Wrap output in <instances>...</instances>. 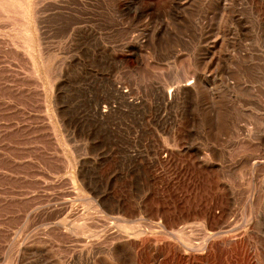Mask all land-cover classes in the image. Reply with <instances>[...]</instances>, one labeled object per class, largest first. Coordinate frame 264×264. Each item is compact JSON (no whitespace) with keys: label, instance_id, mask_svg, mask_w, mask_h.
<instances>
[{"label":"rangeland","instance_id":"obj_1","mask_svg":"<svg viewBox=\"0 0 264 264\" xmlns=\"http://www.w3.org/2000/svg\"><path fill=\"white\" fill-rule=\"evenodd\" d=\"M145 2L0 0V264H264V0Z\"/></svg>","mask_w":264,"mask_h":264},{"label":"bare ground","instance_id":"obj_2","mask_svg":"<svg viewBox=\"0 0 264 264\" xmlns=\"http://www.w3.org/2000/svg\"><path fill=\"white\" fill-rule=\"evenodd\" d=\"M176 3V2H175ZM232 3V2H231ZM180 3H178L179 5ZM146 2L145 0H125V7H126V11H129L130 13L133 14V19L139 18L140 20L138 22L139 23V28H142L143 26L146 28H143V30H141V32L139 33V42L142 46L145 45H154L156 42V32H153L151 35H147L146 33L149 30V27L151 25V22L149 18L150 15V11L149 9H147V7L145 6ZM176 5V4H175ZM235 5V4H234ZM180 6V5H179ZM232 6V5H231ZM181 7V6H180ZM221 8V7H220ZM232 9V8H231ZM150 22V24H149ZM153 23V22H152ZM140 24H143L142 27ZM212 27V26H211ZM158 28V27H156ZM155 31V30H154ZM135 32V31H134ZM159 38V37H158ZM210 40V39H209ZM158 41V40H157ZM221 41V40H220ZM127 47V46H126ZM128 52L131 55H136L137 54V47L130 45L128 46ZM210 55V54H209ZM137 56V55H136ZM207 58V57H206ZM209 58V57H208ZM205 59L202 61V63H199L202 65V71L195 73L192 77H190L189 79L184 80H179L177 85L174 86L173 90L170 91L169 93V98H167L165 96V93H163V91H161L163 94L162 96H160V100L161 103H164L165 105L167 104H171L172 102V98H173V94L179 92V93H189L192 91V88H199L202 89L204 92H208V84L210 79L212 78L214 73V70L210 73V69L212 68L213 65V58L211 57L209 59ZM221 58V57H220ZM220 63V62H219ZM215 64V63H214ZM214 66V65H213ZM215 68V67H214ZM213 69V68H212ZM218 70V69H217ZM214 77V76H213ZM216 83V82H215ZM213 86V84H211ZM216 85V84H215ZM115 86V91H116V95H117V99L119 101L125 100V94L122 91L121 87H119L118 85H114ZM210 86V85H209ZM213 89V88H212ZM211 92V91H210ZM233 92V91H232ZM209 93V92H208ZM210 94V93H209ZM161 95V94H160ZM213 95V94H212ZM175 96V95H174ZM159 98V97H158ZM128 104H133L132 102L127 100Z\"/></svg>","mask_w":264,"mask_h":264}]
</instances>
